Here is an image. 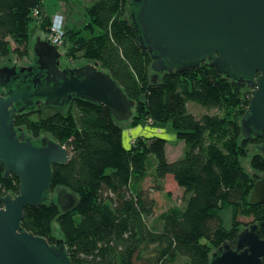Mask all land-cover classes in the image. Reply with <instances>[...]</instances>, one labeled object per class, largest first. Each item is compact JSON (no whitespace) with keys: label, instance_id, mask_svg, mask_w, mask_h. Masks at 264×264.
Instances as JSON below:
<instances>
[{"label":"trees","instance_id":"16d2710c","mask_svg":"<svg viewBox=\"0 0 264 264\" xmlns=\"http://www.w3.org/2000/svg\"><path fill=\"white\" fill-rule=\"evenodd\" d=\"M131 2L93 0L84 13L87 22L74 29L56 13L65 22L66 57L95 62L110 74L135 103L131 127L170 122L184 144L183 157L169 162L166 141L156 137H137L125 150L122 127L103 106L88 101L73 100L65 113L17 115L15 127L33 138L47 134L70 156L66 164L52 167L50 200L26 207L21 227L50 244L63 240L72 264H209L223 244H235L242 230L239 218L256 224L264 220V206L249 202L255 182L264 178V157L251 153V146H259L263 137L244 139L240 129L250 89L218 74L208 62L158 74L152 81V59L138 41ZM54 15L46 14L43 0H0V57H28L33 32L45 38ZM189 103L216 113L195 116ZM151 155L156 191H162L167 176L183 190L180 204L155 216L154 200L143 188ZM248 157L254 174L242 164ZM3 173L0 165V196L14 197L19 181ZM57 187L77 196L74 211L59 210ZM226 211L231 216L228 228L222 218ZM53 223L60 238L53 234ZM260 238L264 240V226Z\"/></svg>","mask_w":264,"mask_h":264},{"label":"water","instance_id":"95a60500","mask_svg":"<svg viewBox=\"0 0 264 264\" xmlns=\"http://www.w3.org/2000/svg\"><path fill=\"white\" fill-rule=\"evenodd\" d=\"M130 6L138 41L152 59V81L158 74L183 72L208 62L218 74L250 89L248 107L240 119L242 137L264 135V0H132ZM31 41V62L24 58L18 64L31 65L35 58L38 72L45 76L44 87L36 84L34 75L27 82L32 92L24 88L4 95L8 83L23 70L7 67L16 63L13 55L0 57V165L4 178L13 175L19 181L17 195L0 196V264H72L63 240L50 244L21 227L26 207L37 208L50 200L52 167L66 164L69 152L47 134L33 138L15 127L14 119L34 111L39 99L52 108L44 109L47 114L53 109L65 113V104L80 99L103 106L119 125H126L135 103L97 63L81 59L75 68H67L59 46L39 31ZM258 147L252 146L251 153L260 151L264 157V146ZM248 160L245 163L252 172ZM54 195L62 213L76 209L77 196L64 187H57ZM249 202L264 206V178L255 182ZM261 226L264 220L244 227L233 247L223 244L211 254L209 264H264Z\"/></svg>","mask_w":264,"mask_h":264},{"label":"rangeland","instance_id":"374dc122","mask_svg":"<svg viewBox=\"0 0 264 264\" xmlns=\"http://www.w3.org/2000/svg\"><path fill=\"white\" fill-rule=\"evenodd\" d=\"M93 0H43V6L45 9V12L47 15L52 16L56 13L61 12L64 17H65V22H66V27L69 29H74L77 27H81L87 22V17L84 16L85 10L88 5L92 3ZM129 10V7L127 8ZM128 10L126 13V18L129 19L128 15ZM35 25L32 24L31 28H34ZM34 33V32H33ZM33 35V34H32ZM44 36V35H43ZM68 45L65 47H61L63 56H66ZM12 56V55H10ZM9 56V57H10ZM15 57V56H14ZM8 58V57H6ZM28 62H31L30 58L27 57L25 58ZM23 60V59H22ZM21 60V61H22ZM81 59L76 60L74 63H70L68 61V67L74 66L77 62H80ZM84 60V59H82ZM15 61L17 62V59L15 57ZM38 110H41L43 113L42 115L47 116L49 114L44 112V109L42 107L38 108ZM188 110L191 112L193 115L200 117L203 114H215L216 110L215 109H206L203 108L199 105L189 103L188 104ZM56 112V109H53V113ZM61 112V111H60ZM145 123V122H144ZM142 123V124H144ZM130 124V123H128ZM122 127V140L121 144L122 147L125 150H128L132 146V142L125 140V133H126V127L127 125L121 124ZM140 125L136 126L135 128L138 127L139 130L145 129L147 131V135L142 134L144 137H156L160 138L166 141V148L168 150V158L173 159L174 154L172 156L169 155L170 151H173L172 148L176 147L175 151L178 156H176L174 159L178 160L183 157V152H184V144L183 142H179L176 139L175 132L172 128V125L170 122H166L163 124H158V125ZM160 128V129H159ZM43 135V134H41ZM40 135V137H41ZM137 137V135L130 134V140L134 139ZM131 142V143H130ZM180 146V147H179ZM252 147V146H251ZM181 150V151H180ZM173 153V152H172ZM246 159L242 160V164L249 172V174H254L248 170V167L245 163ZM154 167H155V158L154 156H149L147 160V168H148V177L145 179V182L143 183V188L148 192V196L154 200L155 203V215H158L160 212L166 210L168 207L172 205H177L180 204L181 197L183 196V190L177 187L175 182L171 177H167L164 179L162 182V191H156L154 184L152 182V177L151 174L154 172ZM260 178V177H259ZM223 221L225 223L226 228L230 227L231 223V216H230V211H226L222 214ZM153 219H149L148 222L149 224H152ZM239 221L242 224H249L252 222L251 218H239ZM57 232H59L58 226L56 223H53V234L56 238H59L57 235Z\"/></svg>","mask_w":264,"mask_h":264},{"label":"flooded vegetation","instance_id":"af4514ba","mask_svg":"<svg viewBox=\"0 0 264 264\" xmlns=\"http://www.w3.org/2000/svg\"><path fill=\"white\" fill-rule=\"evenodd\" d=\"M25 58H27V57H25ZM62 58H63V56L61 57V59ZM16 59H17L16 63H14V64H12L10 66H7V67H12V66L15 65L16 68H17V72H20V69L23 70V71L21 73H18L17 76L12 81H10L8 83L7 89L3 90L4 95L7 94L8 90L20 92L21 91L20 89H24V88H26L27 92H32V89L30 87H28L29 85L27 84V82L30 81V80H33V76L34 75H37V79L34 80L36 82V84L39 85L40 87H44L45 86V76L43 75V72H41V73L38 72L37 67L35 65V58H33V63L31 65H28V66H25V65H22V64L21 65L18 64V62H20L24 58H22V59L16 58ZM61 59L59 60L60 62H61ZM66 59L69 60L70 63L76 62V60H71V59H68L67 57H66ZM60 65H61V63H60ZM74 66L67 67V68H75ZM29 68H31V70L28 71ZM59 68L61 70L64 69V68H61V66H59ZM14 88H16V89H14ZM33 100L35 102L37 99H33ZM72 102H70L68 104H65L64 109L67 110L71 106ZM43 103H44V99H39V105L35 106L34 111L38 110V108H40V107H42L45 110L46 109H52V108L44 107ZM262 137H263V139H262ZM256 138H260L263 141V143H261L259 145V147L264 146V135L261 134V135H259ZM35 139H42V138H40V136H39V137H37ZM259 147H258V150H259ZM251 223H253V222H251ZM251 223L242 224V230L244 229V227L249 226Z\"/></svg>","mask_w":264,"mask_h":264},{"label":"built area","instance_id":"2783aa9c","mask_svg":"<svg viewBox=\"0 0 264 264\" xmlns=\"http://www.w3.org/2000/svg\"><path fill=\"white\" fill-rule=\"evenodd\" d=\"M64 25L63 16L61 14H55L49 26V34L45 37L51 44H55V46H59L60 48L63 46L65 39Z\"/></svg>","mask_w":264,"mask_h":264},{"label":"crops","instance_id":"0c3cea01","mask_svg":"<svg viewBox=\"0 0 264 264\" xmlns=\"http://www.w3.org/2000/svg\"><path fill=\"white\" fill-rule=\"evenodd\" d=\"M145 125H152L151 124V122H149V121H147V122H145L144 123ZM144 124H140V125H144ZM127 125V127H126V133H125V140L127 141V143H129V141H131L132 142V144H133V142H134V140L137 138V137H144V136H142V134H144V135H147L148 133H147V131L145 130V129H142V130H139L138 129V127L137 128H135V127H131L130 126V124H126ZM140 125H138V126H140ZM146 126V127H147ZM160 129V128H159ZM130 134L131 135H133V134H135V135H137V137H135L134 139H131L130 140ZM145 138H147V137H145ZM121 140H122V138H121ZM130 142V143H131ZM180 147V146H179ZM173 149V151H170V153H169V155L170 156H172L173 154H174V158L176 157V156H178L177 155V153H176V151H175V149H176V147H174V148H172ZM165 150H166V157H167V160L169 161V162H173V161H176V159H169L168 158V150H167V148L165 147ZM181 151V150H180ZM173 152V153H172ZM167 177H171V176H167ZM166 177V178H167ZM172 178V177H171ZM145 182V181H144Z\"/></svg>","mask_w":264,"mask_h":264}]
</instances>
